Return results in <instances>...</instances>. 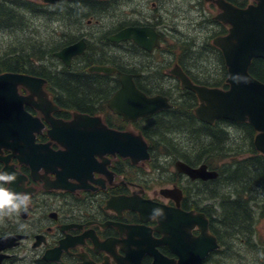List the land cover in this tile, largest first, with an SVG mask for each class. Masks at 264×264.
Returning a JSON list of instances; mask_svg holds the SVG:
<instances>
[{
	"label": "flooded vegetation",
	"instance_id": "1",
	"mask_svg": "<svg viewBox=\"0 0 264 264\" xmlns=\"http://www.w3.org/2000/svg\"><path fill=\"white\" fill-rule=\"evenodd\" d=\"M190 1L0 0V36H26L4 50L0 75L44 81L34 95L18 86L30 101L24 104L30 117L20 123L24 128L9 127L14 134L33 132L34 146H0V172L18 177L5 186L31 196L27 212L0 223V264H264V184L193 180L177 163L198 168L206 162L169 140L188 115L198 119L201 104L174 74L177 67L195 85L229 89L227 80L212 85L184 62H168L180 43L167 36L165 15L191 10ZM194 1L217 10L214 45L231 26L217 20L222 11L214 2ZM224 1L238 9L258 4ZM43 18L58 25L47 42L34 25ZM124 32L120 42L112 39ZM49 42L57 46L45 47ZM74 45L82 53L67 64L57 54ZM214 47L228 79L224 55ZM98 67L114 72L93 71ZM129 79L147 99H165L171 107L130 120L120 111L135 103L128 94L117 101ZM231 203L237 212L225 209ZM154 209L164 216L152 219Z\"/></svg>",
	"mask_w": 264,
	"mask_h": 264
},
{
	"label": "water",
	"instance_id": "2",
	"mask_svg": "<svg viewBox=\"0 0 264 264\" xmlns=\"http://www.w3.org/2000/svg\"><path fill=\"white\" fill-rule=\"evenodd\" d=\"M214 2L222 11L217 20L226 25H230L231 29L227 36L218 37L214 41V45L219 48L225 58L228 68L229 77L227 85L229 89L223 90L218 88H209L195 85L177 67L174 74L182 80L183 87L194 91L201 104L196 109V116L202 122L213 125L217 120H227L236 123H248L256 131L254 138V146L264 157V83L257 80L250 74V67L253 60L264 59V0H256V6H249L246 9H238L224 0H207ZM139 36L142 31L135 30ZM126 37L125 32L114 36L112 39L120 42ZM145 49H149V43L142 44ZM79 45H74L64 49L57 56L63 58L67 64L73 56L77 55ZM93 71L112 73L113 69L94 68ZM40 79L18 75L3 74L0 75V146L12 144L15 145L23 142L28 147L34 146L35 136L33 132L21 135L20 132L14 134L9 127L16 126L24 128L26 121L30 115L24 111V104L30 103L18 93V86L29 88L31 93L37 94L33 90L34 86H42ZM124 86H129L128 91L120 92L117 101H123L124 95H129V101L135 103V107H128L120 113H127V117L137 119L139 117L151 115L160 110L170 108L171 106L165 99H147L135 89V85L131 80H126ZM42 90V89H41ZM136 94V95H135ZM137 104L141 107H137ZM53 137H55L52 134ZM144 151L142 160H147L149 154L147 152V144L141 145ZM9 147V146H8ZM180 172L187 174L193 180H216L219 173L210 171L208 165L204 164L198 168H192L182 162L177 163ZM164 216V215H163ZM161 216L160 218H162Z\"/></svg>",
	"mask_w": 264,
	"mask_h": 264
},
{
	"label": "rangeland",
	"instance_id": "3",
	"mask_svg": "<svg viewBox=\"0 0 264 264\" xmlns=\"http://www.w3.org/2000/svg\"><path fill=\"white\" fill-rule=\"evenodd\" d=\"M190 3L192 5L191 10L184 12L182 8H177L168 16L165 15L168 24L171 25L168 28L170 34L166 35L172 39H176L181 45V47L180 45L177 47L176 56L170 58L168 62L171 61L173 63V61H182L187 67L193 69L195 73L202 74V78H207L206 80L212 85H223L227 80V75L221 62L220 54L217 49H214L215 47L213 45V36L220 31V26L213 22L214 17L217 15V10L215 8H209L206 4L202 7L200 5L196 7L201 1L197 4L196 1L191 0ZM121 13V10H117L114 14L119 16ZM34 25L40 27V36H42L41 38L45 42L49 41L47 36L49 38L56 36L52 31L53 28L55 30L57 29V23H52L50 20L43 18L41 22H37V24ZM45 28H47V30ZM25 37L22 31H17L11 37L5 34L0 36V57L3 56L4 50L6 51L8 48L13 47V45L18 47L19 43L25 40ZM193 43L196 44V47L193 46ZM56 46L57 45H52L51 42L45 45V47L48 48ZM187 54L189 55L187 59L190 60L185 62L184 55ZM188 129H182L178 136L171 137L172 139L169 140L171 143L176 144L178 148H185L183 152L197 156L198 152L195 151L196 147L194 144L195 139L200 138V135H195L193 137L191 136L192 133H190V129ZM219 130H221L220 132L224 131L225 134L228 135V146L235 151L229 153L227 160H219V166H222L223 162H228L232 157L240 160L249 157L246 147L249 142L248 139H245V133L241 129L228 126L219 128ZM207 139L204 138V140L209 143L210 141ZM256 156H258V154H256ZM259 196H261V193H259ZM262 223H264V221H262L261 224Z\"/></svg>",
	"mask_w": 264,
	"mask_h": 264
},
{
	"label": "trees",
	"instance_id": "4",
	"mask_svg": "<svg viewBox=\"0 0 264 264\" xmlns=\"http://www.w3.org/2000/svg\"><path fill=\"white\" fill-rule=\"evenodd\" d=\"M250 74L264 83V59L253 60L250 67ZM185 120L181 124V129L189 128L190 133H192L191 136L193 137L200 135V138L195 139L194 144L196 147L195 151L198 152L197 156H199V160H204L210 168L218 170L220 173L218 178L219 182H229L228 184L231 187L234 186V183L240 182L245 188L251 187L255 183L256 185L254 187H259L260 185L258 184L260 183L264 184V157L257 152L254 146L256 131L250 124L222 120L223 122L221 121L220 124L213 126L200 122L197 118H190L189 115ZM228 126L239 128L245 133V139H248L249 142L248 146L246 145L249 157L244 160L232 157L228 162H223L222 166H219V160H227L229 153L235 152L228 146V135L224 131L220 132L221 130H219V128ZM197 131L199 132L197 133ZM204 138H208L210 142L207 143ZM231 204L233 205H231V208L226 205L225 209L229 212H237L234 204Z\"/></svg>",
	"mask_w": 264,
	"mask_h": 264
},
{
	"label": "clouds",
	"instance_id": "5",
	"mask_svg": "<svg viewBox=\"0 0 264 264\" xmlns=\"http://www.w3.org/2000/svg\"><path fill=\"white\" fill-rule=\"evenodd\" d=\"M16 173L0 172V223L6 217L19 216L21 212H27L31 203V196L26 192H15L10 187L17 180ZM161 209H154L152 219L163 216Z\"/></svg>",
	"mask_w": 264,
	"mask_h": 264
}]
</instances>
